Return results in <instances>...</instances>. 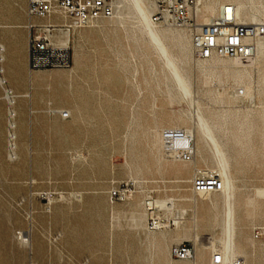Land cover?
<instances>
[{
    "label": "rangeland",
    "instance_id": "rangeland-1",
    "mask_svg": "<svg viewBox=\"0 0 264 264\" xmlns=\"http://www.w3.org/2000/svg\"><path fill=\"white\" fill-rule=\"evenodd\" d=\"M112 1V17L70 33V69L30 72L23 67L27 0H0L5 76L16 95L12 153L0 84L1 264H186L173 260L171 250L182 241L194 243V232L197 250H205L207 259L224 245L225 258L239 255L246 264H264V248L252 240V229L264 222V50L248 60H200L188 30L156 22L161 29L187 34L185 53L170 41L183 57L185 84L142 12L145 6ZM202 1L203 7L207 0ZM210 1L219 8L243 3L242 21L264 24V0ZM149 5L152 18L154 0ZM33 73L43 76L47 87L43 94L34 88L29 99L21 95ZM59 110H72L71 116L63 119ZM169 127L196 133L193 162L167 156L161 131ZM196 167L218 168L227 193L232 184V230L229 199L224 201L222 192L192 191ZM113 189L132 195L112 202ZM148 196L174 202L170 210L157 208L160 229L148 227L143 203ZM137 215L145 217L144 227L137 226ZM29 232L33 248L23 239ZM178 232L186 234L177 238ZM231 232L236 247L230 244ZM162 233L170 238L162 239ZM161 249L169 262L158 259Z\"/></svg>",
    "mask_w": 264,
    "mask_h": 264
},
{
    "label": "built area",
    "instance_id": "built-area-1",
    "mask_svg": "<svg viewBox=\"0 0 264 264\" xmlns=\"http://www.w3.org/2000/svg\"><path fill=\"white\" fill-rule=\"evenodd\" d=\"M201 2L202 0H154L155 13L152 18L157 23L188 30L192 49L200 60L215 57L251 58L256 53L257 41L264 36V24L239 21L232 5L225 8L221 6L210 23L201 24L198 20ZM113 14L112 0H27L29 71L70 69L73 66L70 33L98 20L110 18ZM4 52V48L0 46V84L7 101L9 149L14 153L12 133L16 126V95L7 84ZM238 93L243 91L239 90ZM58 113L63 119L71 116L68 110H59ZM161 139L168 157L187 163L195 160L196 136L192 131L185 128H164ZM223 186V177L219 171L208 174L198 172L191 181L192 191L197 194L221 192ZM131 195L128 189L109 191L112 202L124 200ZM143 203L149 216L148 227L152 230L164 227L162 219L155 214L157 208L152 198L145 197ZM252 240L257 246L264 248V222L252 229ZM171 257L186 264H246L242 256L225 258L220 248L215 249L206 262H200L196 245L190 241L175 244Z\"/></svg>",
    "mask_w": 264,
    "mask_h": 264
},
{
    "label": "bare ground",
    "instance_id": "bare-ground-1",
    "mask_svg": "<svg viewBox=\"0 0 264 264\" xmlns=\"http://www.w3.org/2000/svg\"><path fill=\"white\" fill-rule=\"evenodd\" d=\"M139 4H140V6L142 7V6H145V9L144 10H142V12L143 11H145V14L144 15H146L145 17H146V19L148 20V22L151 24V26H153L156 30H155V34H156V36L159 38V40L163 43V45H162V49L164 50V53H165V55L168 57V58H170L171 59V61L174 63V65H175V69H176V71H177V74L180 76V78H181V80L185 83V84H187L188 83V78H187V75L185 74V68H184V66H183V64H182V62H184V60H183V57L181 56V55H179V54H176V53H174V51L172 50V48H171V45H170V41H175L176 43H177V45L179 46V49L181 50V52L182 53H185V48H184V45H183V42H184V40L186 41L187 40V34L184 32V31H179V30H170V29H161V28H159L158 27V25H157V23L152 19V18H150V12H151V10H150V5H149V0H136ZM117 2L118 3H121L122 2V0H117ZM202 4H203V1L201 2V6H200V9H199V12H198V20H199V22L201 23V24H208V23H210L211 22V20L213 19V17H215L216 15H217V13H218V11H219V6H217L215 3H213V2H211L210 0H207L206 2H205V4L203 5V7H202ZM229 5H232L233 6V9H234V11H235V13H236V15H237V18H238V20L239 21H241V22H245V21H242V19H244L243 18V12H242V7L244 6V4L243 3H236V4H222L221 6H223L224 8L226 7V6H229ZM220 6V7H221ZM141 8V9H142ZM228 10H230V8L228 9ZM143 15V16H144ZM144 18V17H143ZM145 19V18H144ZM252 19H254V20H257V16H256V14L254 13V14H252ZM139 20H141V19H139ZM142 21V25H144V26H146L145 25V23H144V21H143V19L141 20ZM147 24V23H146ZM149 25V24H148ZM150 27V26H149ZM148 27V29H150ZM168 27H170V26H168ZM176 28V27H175ZM180 29H182V28H180ZM150 33L149 34H151V30L149 31ZM71 40V38H70V36H69V41ZM158 40V41H159ZM154 43V42H153ZM159 44H161V43H159ZM256 45H257V50H259V51H263L264 50V40H262V38H260L258 41H257V43H256ZM0 46L2 47V48H4V50H5V46L3 45V44H0ZM157 49V48H156ZM157 52V51H156ZM160 56V55H159ZM234 58H236V57H234ZM238 59H240L239 57H237L236 58V60H238ZM242 59V58H241ZM248 59H252V57L251 58H248ZM248 59H243V60H248ZM178 62H181V63H178ZM27 96H29L30 94H26ZM179 119H182V117H178ZM177 120V119H176ZM186 120V119H185ZM178 123V122H177ZM180 124H181V122H180ZM169 128H182V127H169ZM186 129V128H185ZM189 130V129H188ZM190 131H192V130H190ZM193 133H194V131H192ZM195 134V136H196V133H194ZM160 138V137H159ZM197 141L199 142V144L201 145V146H204V143H205V138H204V136H203V134H202V132H201V130H197ZM161 142V141H160ZM14 152V151H13ZM196 153H197V148H196ZM222 153H223V155L225 154V152L222 150ZM173 160H175V159H173ZM187 163V162H186ZM191 163V162H190ZM171 167V166H170ZM177 170V169H176ZM179 172H182L180 169L178 170ZM214 171H219V169L217 168L216 170H205V169H202V168H198V167H196L195 169H194V173H193V178H194V176L198 173V172H202V173H204V174H208V173H210V172H214ZM174 172V171H173ZM220 172V171H219ZM221 174V173H220ZM222 175V177H223V174H221ZM192 178V179H193ZM192 181V180H191ZM223 181H224V177H223ZM221 192H222V194L225 196V199H224V201L226 200V198L227 199H229L228 200V210L230 211V218H229V227H230V229L232 230L233 228H234V201H235V198L233 197V186H232V184L230 185V187H229V190H228V193H227V191H226V186H225V182H224V186H223V189L221 190ZM211 193H214V192H206V193H200V195H208V194H211ZM264 195V194H263ZM65 199V198H64ZM49 200V199H48ZM238 203V202H237ZM249 203H250V205H254V203H255V200L254 199H249ZM154 204H155V206H156V208H159V209H162V208H166V209H168V210H170V209H172L173 208V206H174V202H173V200L172 199H156V200H154ZM50 208V207H49ZM184 211H182V213H183ZM253 216V215H252ZM195 217V216H194ZM144 219H145V217H143L142 215H137V216H135V218H134V220H135V222H136V224H137V226H139V227H144V224H143V221H144ZM223 223H224V219H223V221H222ZM177 223H180V221H177ZM185 234L186 233H184V232H178V236H177V238H180V237H182V236H185ZM193 234V233H192ZM232 232H231V240H230V244L231 245H233V247H236V243H235V241H234V239L232 238ZM27 235V234H26ZM194 237L193 238H195V239H193V240H195L194 241V244L196 245V242L198 241L197 239V237H198V234H197V232H194ZM30 232H29V236L27 237V238H23L25 241H27L28 242V247L29 248H33L34 247V245H35V242H34V238L33 239H31L30 238ZM200 236V235H199ZM240 236V235H239ZM242 236V235H241ZM161 237H162V239H164V240H168L170 237H169V235L167 234V233H162V235H161ZM148 239H151L152 241H154V242H157L159 239L157 238V236H148L147 237ZM200 239V238H199ZM225 241H226V239H224L223 240V243L225 244ZM166 244H167V242H166ZM232 247V248H233ZM197 248V247H196ZM209 248V247H208ZM223 248H224V245H223ZM223 248L221 249L222 250V252H223ZM206 249V248H205ZM198 250H200V249H198ZM197 250V257H198V259L200 260V262H206L208 259L207 258H205V255L207 254V252L205 251V250H203V249H201V251H198ZM213 252V251H212ZM236 256H239V255H234V256H232L231 258H233V257H236ZM166 257V254H165V252H164V250H160V252L158 253V259L161 261L162 259H166L165 261L166 262H169V260H168V258H165ZM172 258V257H171ZM34 263V262H33ZM35 264V263H34Z\"/></svg>",
    "mask_w": 264,
    "mask_h": 264
},
{
    "label": "crops",
    "instance_id": "crops-1",
    "mask_svg": "<svg viewBox=\"0 0 264 264\" xmlns=\"http://www.w3.org/2000/svg\"><path fill=\"white\" fill-rule=\"evenodd\" d=\"M23 59H24V63H23L24 66L23 67L25 68L26 65H27V70H29L28 69V61H29L28 50L25 52ZM28 80H29V84H30L29 85V89H28V91L25 94H23L21 96H27L26 94H30L27 97L29 99H31L32 98V90H34V88L36 90L35 92L43 94V92L41 90L43 88L47 87V85H46L47 82H46V80H45V78L43 76L37 75L35 73L28 74ZM32 84L34 86H32ZM70 111H72V110H70Z\"/></svg>",
    "mask_w": 264,
    "mask_h": 264
}]
</instances>
